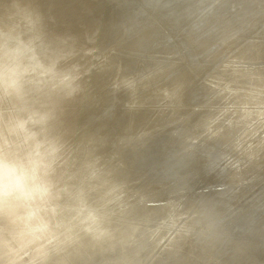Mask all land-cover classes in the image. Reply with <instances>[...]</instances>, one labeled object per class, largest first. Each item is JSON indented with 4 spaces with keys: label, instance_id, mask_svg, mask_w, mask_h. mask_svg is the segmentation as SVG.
<instances>
[{
    "label": "clouds",
    "instance_id": "1",
    "mask_svg": "<svg viewBox=\"0 0 264 264\" xmlns=\"http://www.w3.org/2000/svg\"><path fill=\"white\" fill-rule=\"evenodd\" d=\"M0 264H264V0H0Z\"/></svg>",
    "mask_w": 264,
    "mask_h": 264
}]
</instances>
